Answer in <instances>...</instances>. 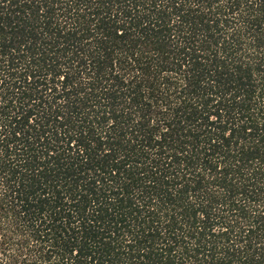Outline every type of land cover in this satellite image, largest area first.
I'll return each instance as SVG.
<instances>
[{
    "label": "trees",
    "instance_id": "trees-1",
    "mask_svg": "<svg viewBox=\"0 0 264 264\" xmlns=\"http://www.w3.org/2000/svg\"><path fill=\"white\" fill-rule=\"evenodd\" d=\"M0 264H264V0H0Z\"/></svg>",
    "mask_w": 264,
    "mask_h": 264
}]
</instances>
